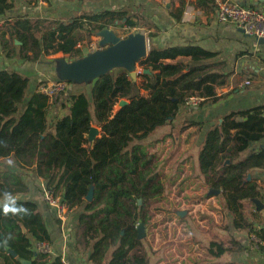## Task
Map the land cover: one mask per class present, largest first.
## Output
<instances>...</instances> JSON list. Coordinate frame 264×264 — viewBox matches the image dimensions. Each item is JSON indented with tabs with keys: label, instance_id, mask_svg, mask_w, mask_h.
<instances>
[{
	"label": "trees",
	"instance_id": "obj_1",
	"mask_svg": "<svg viewBox=\"0 0 264 264\" xmlns=\"http://www.w3.org/2000/svg\"><path fill=\"white\" fill-rule=\"evenodd\" d=\"M197 3L208 12L217 9L214 0ZM14 7L15 0H0V17ZM174 16L181 18V14ZM118 23L135 27L124 9L50 22L20 19L0 33L1 50L6 59L23 63L43 62L58 53L71 63L85 56L78 46L83 40ZM218 55L189 42L151 45L139 64L157 73L155 79L142 73L145 84L138 85L126 70L116 69L90 85L66 81L61 100L64 114L60 112L53 122L47 120V96L38 91L26 101L29 77L17 70L0 71V264H21L20 260L47 264L50 259L33 248V242L51 239L44 213L37 203L18 197L30 191L21 173L27 168L58 192L69 208H75L68 232L75 233L78 243L91 252L93 264H148L147 256L139 253L142 240L137 225L148 224L149 206L162 198L164 185L143 142L160 127H176L178 114L188 105L186 96L201 99L199 108L223 99L217 88L226 85L227 77L209 70V61ZM122 99L129 104L115 111ZM204 125L187 120L180 133L192 127L201 132ZM95 126L101 129V137L89 149L87 135ZM166 137L172 138V133ZM263 140L264 105H260L215 120L198 154L201 179L208 188L222 191L223 209L233 216L232 227L249 228L260 241H264V228L257 230L250 223L245 203L261 198L257 179L247 177L255 170L264 171V146L254 148ZM91 188L93 198L88 201ZM7 248L16 252L17 259ZM232 250L217 241L207 246L214 258ZM51 264L64 263L57 258Z\"/></svg>",
	"mask_w": 264,
	"mask_h": 264
},
{
	"label": "crops",
	"instance_id": "obj_2",
	"mask_svg": "<svg viewBox=\"0 0 264 264\" xmlns=\"http://www.w3.org/2000/svg\"><path fill=\"white\" fill-rule=\"evenodd\" d=\"M197 1L49 0L48 5L46 0H15V7L7 12L6 16H19L32 22L39 19L50 22L53 20H68L90 12L100 13L118 9L129 12L130 8L136 5L145 8L144 15L148 16L147 21L150 23L141 33L145 36L148 49L151 45L164 47L189 42L202 45L209 51L218 52L219 55L209 61L211 66L209 70L227 77L226 85L217 88V95L223 97V99L217 103L209 102L203 107H198L197 118L188 119L205 123L201 132H198L196 127L186 130V132L196 131L195 144L200 148L207 129L215 120L222 121V117L231 112L264 105V43L260 44L257 39L244 35L233 25L218 22L216 11H206L198 5ZM230 1L248 3L259 9H264V0ZM178 14H181L179 21L174 16ZM109 29L114 30L113 28ZM134 30L136 29L134 28L132 31ZM14 44H17L15 38ZM95 44H99L97 36L90 39V44L87 42V47L94 49ZM78 46L82 48V42ZM92 54L94 53L92 52ZM60 55L64 57L62 53H58L47 57L43 62L23 63L18 58L6 59L0 43V71L17 70L29 77L26 99L28 101L34 93L40 91L43 84L61 80L64 73L61 62L63 57L58 58ZM86 55H90L89 51ZM236 70H240L239 85L232 81V78L238 76L235 74ZM151 72L153 75L152 80L156 78L157 73ZM63 114L64 112H62ZM259 146H264V140L254 144V148ZM249 174L251 179L249 177L247 179L251 181L254 177L257 179V184L262 188L261 198L245 203L247 219L258 230L264 228V171L255 170ZM35 176L37 177L36 185L30 182L32 184L30 191L18 197L37 203L45 215L51 235L49 243L52 248V254L47 264H51L57 258H60L64 264H93L90 261L91 252L85 248L83 243H78L79 237L68 232V223L63 225L58 222L54 210L44 201L41 193L42 178L38 177L37 174ZM24 179L27 183V176ZM209 189L204 187L206 193L200 194L201 197L204 195L203 201L198 203L191 212H187V215H191L195 227L193 229L189 228L190 217L182 220L181 224H178L181 227L177 228L178 234L175 240L170 230L171 224L167 223L168 227L166 226V229L168 228V230L164 235L165 240L162 242L164 245L166 244L168 249L156 259L153 256L154 254L150 253V259L152 261L156 260V264H168L167 261H172V264H203L213 262L214 259L220 260L217 263L264 264V241H260L249 228L244 230L234 229L231 223L233 216L225 213L223 209L222 198H220L222 191L220 190L219 195L211 196L209 195ZM255 200L258 201L259 207ZM174 241H176V245L179 244L180 249L176 248L177 255L171 257V251L169 250L171 245L168 243ZM211 241L221 242L227 248L233 247V250L228 251L220 258L211 257L207 253V246ZM235 244H239L243 249H236ZM35 245L36 242H33V248ZM153 251L156 252L155 249ZM13 259H17V257L13 256ZM25 261L33 264V261Z\"/></svg>",
	"mask_w": 264,
	"mask_h": 264
},
{
	"label": "rangeland",
	"instance_id": "obj_3",
	"mask_svg": "<svg viewBox=\"0 0 264 264\" xmlns=\"http://www.w3.org/2000/svg\"><path fill=\"white\" fill-rule=\"evenodd\" d=\"M46 1L49 5V0ZM130 9L131 10L129 11V15L131 16V20L135 22L134 28L136 30L132 31L134 28L130 29L128 27H124L121 25V23H118L117 26L111 27L114 29L112 31H115L116 34L122 39H125L130 35L143 33L144 29L147 28L150 24L147 21L148 16L144 15L145 8L134 5ZM8 18L12 19L14 25L23 17L9 16ZM87 42L90 44V39H85L82 41V53H85L84 55H86L88 51L90 54H92V52L96 53L105 49L101 48L99 44H95L94 49H90V47H87ZM62 57L63 56L60 55L58 58ZM141 60L142 59L135 63L133 70L128 71L123 67L115 69L113 68L111 69V71H114L116 69L117 71L126 70L130 74V76L131 71H134L137 74V78L134 82L138 85L145 84L144 80L141 77V74L144 73V67L140 66L139 64ZM239 72L240 70H236L235 74L238 76L232 78V81L237 85H239L240 83L238 82V79L241 78V76H239ZM152 82L153 81H151V83ZM90 84L91 82L88 83V85ZM142 93L145 95L148 94V92L146 91H143ZM197 110L198 108L187 105L185 108H183L182 112L178 114V119L175 122L177 124L176 127L171 124L160 127L152 132L143 142L148 153L153 156L154 164L158 166L157 170L159 174H157V176L159 179H161L164 185L162 198L153 203L151 202L149 206L150 219L148 224L145 225L146 236L144 237V239H142V246L139 247V253L145 254L150 260H148V264H156V260L152 261L150 259V253H153L154 258L156 259L160 254H164V252L168 249L166 248V244L164 245L162 242L165 240L164 235L168 230V228L166 229V226L168 227L167 223L171 224L170 230L172 231L175 240L178 234L177 228L181 227L178 224H181L182 220L190 217L191 220L188 226L190 229H193L195 227V223L192 222L191 215H187V212H191L198 203L202 202V198L204 197V195H202L203 197H201L200 194L206 193L204 187L207 186L200 176V164L198 158L199 147L195 144V137L197 136L196 131H185L183 133H180V128L185 121H187L189 118H197ZM115 111H117L116 107ZM170 133H172L173 137H166ZM2 162L7 164L9 163L7 162V160H4ZM21 173L24 177L27 176L26 180L28 181V185H36L35 183L37 182V177L35 176L36 173L33 169H23L21 170ZM182 212H185V214L181 215L180 213ZM175 242L176 241L168 243L171 245V248H169V250L171 251V257L177 255L178 252L176 251V248L178 250L180 249L179 244L176 245ZM154 249L156 250V252L153 251ZM214 260L215 261L213 262L216 263L220 261L217 259ZM171 262L172 261H167L168 264H172Z\"/></svg>",
	"mask_w": 264,
	"mask_h": 264
},
{
	"label": "water",
	"instance_id": "obj_4",
	"mask_svg": "<svg viewBox=\"0 0 264 264\" xmlns=\"http://www.w3.org/2000/svg\"><path fill=\"white\" fill-rule=\"evenodd\" d=\"M243 33L242 30H239ZM97 37L100 39L99 45L101 48H105L102 51L94 54L86 55L82 59L74 62H66L61 60L63 64V73L60 81H71L76 83L93 82L100 76L107 74L111 69L123 68L126 70H133L135 63L140 59L147 56L148 47L145 36L143 34L130 35L129 37L122 39L114 31L110 29H103L97 33ZM260 44L264 43L263 39H258ZM145 74L151 73L150 70L145 69ZM131 78L135 81L137 74L131 71ZM129 102L122 99L116 105L117 110L127 106ZM100 129L98 127H92L87 135L88 148L90 149L93 144L99 139ZM249 179L251 176L248 175ZM220 190L210 188L209 195H219ZM93 198V188L88 193L86 199L91 201ZM141 202V201H140ZM255 203L259 207V203L255 200ZM184 215L185 212L180 213ZM25 231V229H24ZM138 239L142 240L146 236L145 224L140 222L137 225ZM14 257L17 254L14 250H7ZM22 264H30L25 260L21 261Z\"/></svg>",
	"mask_w": 264,
	"mask_h": 264
},
{
	"label": "built area",
	"instance_id": "obj_5",
	"mask_svg": "<svg viewBox=\"0 0 264 264\" xmlns=\"http://www.w3.org/2000/svg\"><path fill=\"white\" fill-rule=\"evenodd\" d=\"M217 6L216 18L222 24L233 25L236 29L242 30L243 34L255 39L264 40V9H259L248 3L233 2L230 0H215ZM191 10V8H190ZM12 19L6 15L0 17V33L13 25ZM68 88L66 81L45 83L40 87V92L48 97L47 120L53 122L58 114L62 112V98ZM188 105L198 108L201 99L193 96H186ZM42 196L44 201L54 210L55 216L63 225L69 222L73 209L69 208L62 196L54 189L47 188L43 179ZM35 252L44 255H51L52 248L49 242L41 241L35 245Z\"/></svg>",
	"mask_w": 264,
	"mask_h": 264
}]
</instances>
